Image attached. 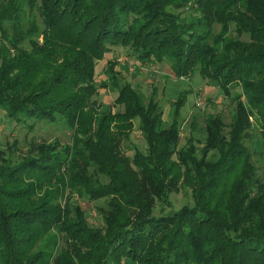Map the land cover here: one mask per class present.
Masks as SVG:
<instances>
[{"label":"trees","instance_id":"obj_1","mask_svg":"<svg viewBox=\"0 0 264 264\" xmlns=\"http://www.w3.org/2000/svg\"><path fill=\"white\" fill-rule=\"evenodd\" d=\"M123 49L240 88L229 131L210 113L180 148L187 93L166 126L156 91L106 62ZM110 87L117 111L96 99ZM0 111L72 132L17 162L16 143L0 148V264H264V182L245 145L254 118L264 154V0H0ZM179 188L194 205L153 216ZM77 200L99 204V225Z\"/></svg>","mask_w":264,"mask_h":264},{"label":"rangeland","instance_id":"obj_2","mask_svg":"<svg viewBox=\"0 0 264 264\" xmlns=\"http://www.w3.org/2000/svg\"><path fill=\"white\" fill-rule=\"evenodd\" d=\"M107 61L117 62L118 71L122 72L121 83H131L139 88L148 100L153 91L157 93V99L164 111V121L166 126L173 121V103L181 93H187L185 106L182 108L180 116L181 124V143L180 148L185 146L186 140L191 135L190 124L197 119L198 129H202L209 114L222 113L226 124V132L229 131L232 117L236 108V100L241 95L242 90L237 88L226 96L219 87L208 84L204 81L199 71H195L189 77L176 78L168 63L154 65L141 63L135 57H128L126 51L119 50L117 54H109ZM104 79L103 77L101 78ZM202 98L203 104L198 107L197 100ZM102 110H119L115 106L116 91L113 88L100 89L96 97ZM252 129L249 132L250 138L245 141V145L252 153V163L255 167L257 177L264 182V154L259 153L261 148L260 128L258 122L252 119ZM136 129L132 133L131 140L140 150H144L145 143L142 135ZM72 132L63 128L61 125L39 121L30 122L27 125H17L10 121L4 112L0 111V148L7 150L8 146L16 143L14 149V160L26 159V155L31 150V146L42 143L51 144L58 140L61 144L71 143ZM128 150V149H127ZM131 154V153H130ZM76 198L75 194H73ZM77 199V198H76ZM78 201V200H77ZM80 202V201H78ZM87 213L89 219H95L99 225L97 207L99 204L80 202ZM194 201L190 190L179 188L171 192L169 197L159 200L154 204L153 216L160 217L172 214L186 206H193Z\"/></svg>","mask_w":264,"mask_h":264},{"label":"built area","instance_id":"obj_3","mask_svg":"<svg viewBox=\"0 0 264 264\" xmlns=\"http://www.w3.org/2000/svg\"><path fill=\"white\" fill-rule=\"evenodd\" d=\"M202 104H203L202 98L199 97V99L197 100V104L196 105L198 107H200V106H202Z\"/></svg>","mask_w":264,"mask_h":264}]
</instances>
